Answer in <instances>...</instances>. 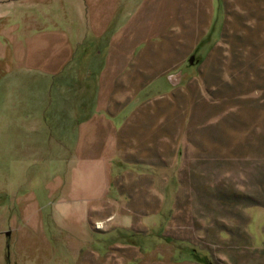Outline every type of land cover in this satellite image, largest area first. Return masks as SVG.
<instances>
[{
	"label": "rangeland",
	"instance_id": "1",
	"mask_svg": "<svg viewBox=\"0 0 264 264\" xmlns=\"http://www.w3.org/2000/svg\"><path fill=\"white\" fill-rule=\"evenodd\" d=\"M0 264H264V0H0Z\"/></svg>",
	"mask_w": 264,
	"mask_h": 264
},
{
	"label": "crops",
	"instance_id": "2",
	"mask_svg": "<svg viewBox=\"0 0 264 264\" xmlns=\"http://www.w3.org/2000/svg\"><path fill=\"white\" fill-rule=\"evenodd\" d=\"M106 50L107 49L104 50L105 53H106ZM103 55H105L106 57L101 56V55H99V56H101L102 59H104V58L107 59L105 62L106 64L109 63L111 56H110V58H108V56L106 54H103ZM116 59H117V56H116ZM122 59H123V52L121 53V60ZM121 60H120V62H122ZM92 61H94L93 62L94 64L97 62V60H93V59H92ZM100 61L101 60H98V62H100ZM109 73H110V71L108 73L106 72V74H102V72H99L98 70H95L92 68V143H93L92 144V171L99 170V172L104 174V175H107L109 172L108 171V164H107L108 155L106 154L107 153V146L106 145H107V143L109 144V141H110V139L108 140V138L110 137V134H112L111 133L112 131L116 132L117 134H119V131H120L121 134H124L123 129L127 125V124L123 123L124 120L115 119L113 121L112 120L113 118L111 117V116H113V114L110 115V119L112 118L111 120L113 123H109V122L106 123V120L103 117L100 120H98L97 115L95 114L96 108L98 107L97 101H101V99L103 97V91L106 87V84H108ZM122 75H125V74L122 73ZM173 75H181V74H180V72H178V73L173 74ZM119 76H121V75H118V73L116 71H114V74H112L113 83H115V79H116L115 77H119ZM117 103H119V102L117 101ZM111 104H108L107 107L109 108V106H111ZM108 108L99 109L100 115H104L108 118V116H109L108 115V112H109ZM125 111H127V110H125ZM87 118H88V116L84 119V122H86L91 117H89L88 119ZM168 131H169V134L170 133L176 134V132H174V131L172 132L170 125H168ZM100 133L102 134L101 136L99 135ZM117 134H116V138L118 137ZM165 135H167V134H165ZM136 141H137L136 136H133L132 142H129V140L127 141V144H129V145H128L125 153L123 151V156H120V158H119V161H121V164H122V168L131 167L130 169H132V171L135 170L136 172H139L142 169H146L147 167H152V166L161 167L162 162L160 159H163V158H161L159 156V153H156L155 155L153 153H150L149 155L151 157H153L151 159V161H149V159H147V158L139 157L142 155L134 156L136 153L133 152L134 146L131 143H135ZM151 141H152V139H151ZM99 149H100V151H99ZM154 157L157 161H155ZM153 160L156 163H154ZM163 164H165V166L163 165L164 167H161V168H167L168 164H170V163L166 162ZM152 169L154 170V168H152ZM154 172L156 173L155 170H154ZM112 188H115V187L111 186V189Z\"/></svg>",
	"mask_w": 264,
	"mask_h": 264
},
{
	"label": "water",
	"instance_id": "3",
	"mask_svg": "<svg viewBox=\"0 0 264 264\" xmlns=\"http://www.w3.org/2000/svg\"><path fill=\"white\" fill-rule=\"evenodd\" d=\"M173 78V82H176L177 80H179L180 79V75H175L174 77H172Z\"/></svg>",
	"mask_w": 264,
	"mask_h": 264
},
{
	"label": "built area",
	"instance_id": "4",
	"mask_svg": "<svg viewBox=\"0 0 264 264\" xmlns=\"http://www.w3.org/2000/svg\"><path fill=\"white\" fill-rule=\"evenodd\" d=\"M96 226H97V227L103 226V223H102V222H98V223L96 224Z\"/></svg>",
	"mask_w": 264,
	"mask_h": 264
}]
</instances>
